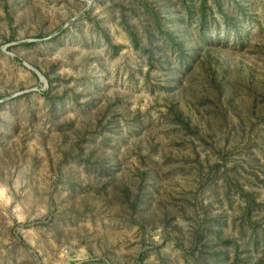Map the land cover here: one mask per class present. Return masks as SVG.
I'll return each mask as SVG.
<instances>
[{
    "label": "rangeland",
    "instance_id": "rangeland-1",
    "mask_svg": "<svg viewBox=\"0 0 264 264\" xmlns=\"http://www.w3.org/2000/svg\"><path fill=\"white\" fill-rule=\"evenodd\" d=\"M0 264H264V0H0Z\"/></svg>",
    "mask_w": 264,
    "mask_h": 264
},
{
    "label": "water",
    "instance_id": "water-1",
    "mask_svg": "<svg viewBox=\"0 0 264 264\" xmlns=\"http://www.w3.org/2000/svg\"><path fill=\"white\" fill-rule=\"evenodd\" d=\"M40 76H41V78H43V75L40 74Z\"/></svg>",
    "mask_w": 264,
    "mask_h": 264
}]
</instances>
